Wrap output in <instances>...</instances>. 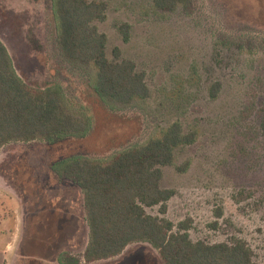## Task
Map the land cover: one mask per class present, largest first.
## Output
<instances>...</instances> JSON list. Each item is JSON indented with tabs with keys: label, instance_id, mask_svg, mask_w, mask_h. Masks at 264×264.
I'll return each mask as SVG.
<instances>
[{
	"label": "rangeland",
	"instance_id": "obj_1",
	"mask_svg": "<svg viewBox=\"0 0 264 264\" xmlns=\"http://www.w3.org/2000/svg\"><path fill=\"white\" fill-rule=\"evenodd\" d=\"M90 1L108 5L98 27L108 37L109 60L117 62L119 48L146 74L150 97L128 105L100 101L91 84L94 68L62 52L53 0H0V41L19 77L34 89L61 86L74 110L88 108L94 116L85 137L2 148L0 264H53L62 250L83 260L89 241L83 195L54 167L74 157L109 163L174 123L197 141L179 149L175 165L163 170L162 188L176 193L166 214L160 206L147 214L176 227L188 223L193 243L243 241L255 262L264 264V0H191L189 9L175 13L157 11L152 0ZM123 25L131 27L128 43ZM215 84L221 91L213 99ZM58 200L67 229L53 238L47 236L52 229L37 236L48 201ZM36 238L53 243H33ZM92 264L164 263L150 245L138 243Z\"/></svg>",
	"mask_w": 264,
	"mask_h": 264
},
{
	"label": "trees",
	"instance_id": "obj_2",
	"mask_svg": "<svg viewBox=\"0 0 264 264\" xmlns=\"http://www.w3.org/2000/svg\"><path fill=\"white\" fill-rule=\"evenodd\" d=\"M157 11L175 13L189 9L191 0H152ZM108 5L90 0H53L63 54L94 68L93 93L102 102L128 105L146 100L150 90L146 74L132 61L124 60L117 48V62L108 58V37L99 23L107 19ZM124 42L131 40V27L120 28ZM220 84L211 87L216 99ZM74 110L61 86L34 89L17 74L6 45L0 41V152L11 143L49 142L54 138L87 136L94 124L88 108ZM264 147V116L260 123ZM197 141L195 133L186 134L181 123L171 125L161 137L129 149L103 164L74 157L60 161L54 172L81 189L89 241L83 260L67 253L59 264H92L121 256L131 245L144 243L155 249L164 264H258L243 241L208 245L190 240L188 223L177 227L147 214V208L166 204L175 191L162 188L163 170L173 167L179 149ZM186 165L179 167L185 172ZM188 168V167H187Z\"/></svg>",
	"mask_w": 264,
	"mask_h": 264
},
{
	"label": "flooded vegetation",
	"instance_id": "obj_3",
	"mask_svg": "<svg viewBox=\"0 0 264 264\" xmlns=\"http://www.w3.org/2000/svg\"><path fill=\"white\" fill-rule=\"evenodd\" d=\"M48 204L50 205L49 208H48V211H46L43 217V219H40L42 220V222H38V231H36L37 233V236H45V235H42L40 234V231H44V230H47L49 231L50 229L51 232L47 235V236H51V238H53V235L55 231H62L64 228L67 229V223L65 221V215H66V210L64 209V207L61 205H59V200L54 203V201L52 202H49L48 201ZM44 207H45V204H43V211H44ZM37 212H40V208H38V210H36ZM66 223V224H65ZM65 229V231H66ZM65 233V232H64ZM33 243H36V244H41V245H50L51 243H53V241H48L46 242V240H38V238H36ZM63 253H66L65 250L63 251H60L58 252L57 256H56V260L53 262V264H59L58 263V257L60 255H62Z\"/></svg>",
	"mask_w": 264,
	"mask_h": 264
}]
</instances>
